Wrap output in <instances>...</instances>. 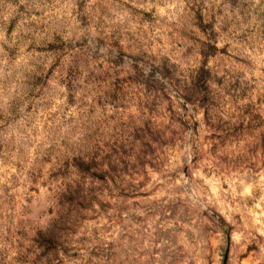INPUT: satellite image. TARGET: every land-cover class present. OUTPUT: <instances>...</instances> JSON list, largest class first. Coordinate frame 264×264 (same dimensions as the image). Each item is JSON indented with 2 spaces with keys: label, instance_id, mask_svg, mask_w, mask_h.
<instances>
[{
  "label": "clouds",
  "instance_id": "1",
  "mask_svg": "<svg viewBox=\"0 0 264 264\" xmlns=\"http://www.w3.org/2000/svg\"><path fill=\"white\" fill-rule=\"evenodd\" d=\"M0 264H264V0H0Z\"/></svg>",
  "mask_w": 264,
  "mask_h": 264
}]
</instances>
